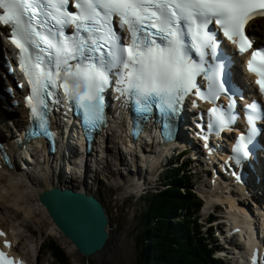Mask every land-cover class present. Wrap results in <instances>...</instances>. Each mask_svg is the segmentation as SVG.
<instances>
[{"label":"snow or ice","instance_id":"snow-or-ice-1","mask_svg":"<svg viewBox=\"0 0 264 264\" xmlns=\"http://www.w3.org/2000/svg\"><path fill=\"white\" fill-rule=\"evenodd\" d=\"M258 17H264V0H0V27L7 29L0 36L18 50L30 120L49 138L55 136L49 131L50 102L59 103L61 90L85 128L95 129L106 122L110 88L144 119L155 109L168 136L185 99L194 95L212 105L208 131L218 134L237 122L243 97L231 88L228 61L218 54L217 31L210 26L241 56L251 50L247 71L264 95V47L253 49L246 31ZM222 96L228 97L226 106L217 103ZM244 111L247 132L232 149L237 164L250 155L261 131L258 121L264 120L258 101L246 103ZM0 264L23 262L0 250Z\"/></svg>","mask_w":264,"mask_h":264},{"label":"rangeland","instance_id":"rangeland-1","mask_svg":"<svg viewBox=\"0 0 264 264\" xmlns=\"http://www.w3.org/2000/svg\"><path fill=\"white\" fill-rule=\"evenodd\" d=\"M106 146L107 148L105 147L101 152V156L105 155L107 158V162L104 166L99 165V168L96 167V170L91 171L89 175L85 173L84 179H82L80 174H72L68 176L71 182L61 184L55 183L53 185L58 186L60 189L77 187V191L90 194L96 199H99L106 211L109 222V239L103 251L90 257L80 255L74 245L55 227L45 208V211H40V207L37 205L39 203V196L37 195H31L26 200V203H29L34 209L33 217H30L19 209L5 205L3 201H0V227L5 230L7 229L10 237L16 236L19 239L21 238L17 253L23 255L28 264H56L50 251L46 247L48 244L57 245L69 259L70 264L139 263L141 251V243L137 237L140 227L139 212L144 204L143 201L141 202L138 197H136V195H138L137 190L135 192H129L130 188L127 190L126 186H129L130 182H140V184L142 182L145 183L146 186L140 194L144 193L146 190H152L157 186L163 168L160 169L158 173L157 171L154 172V175L150 173L152 181L155 182L152 183V181L148 180L143 175L144 172L135 163V161L138 160L136 157L133 158L130 156V158L128 157L124 162L125 164L120 165L118 160L119 155L117 158L118 153L116 149L113 148V144ZM185 159L189 160V157ZM189 169L192 171L191 184L194 185V190L197 195V191L200 189L199 187H203V185L199 183L203 182L204 179L208 180V177L207 174L203 173V169L199 164H194L193 169L188 168L187 170ZM37 171L39 172L37 174L34 173L32 175L33 177H39L43 173L42 170L37 169ZM62 173L66 174V171L63 170ZM145 173L147 174V172ZM107 175L108 177H106ZM134 177L138 179V182L134 181ZM81 181L82 183H80ZM80 184H85L86 187L83 185V188H81ZM42 187L47 188L48 186L44 185ZM199 197L204 201V203H201L203 206L201 207L200 214H211L216 210L214 204L211 206L210 204H206V198L203 197L201 193ZM224 216L223 211H221L220 217ZM226 255L228 256H222V258H224L223 264H234L232 258H230L231 256H229L230 254Z\"/></svg>","mask_w":264,"mask_h":264},{"label":"bare ground","instance_id":"bare-ground-1","mask_svg":"<svg viewBox=\"0 0 264 264\" xmlns=\"http://www.w3.org/2000/svg\"><path fill=\"white\" fill-rule=\"evenodd\" d=\"M262 22L263 21H261L259 25L262 24ZM224 48L225 49L227 48L229 52L228 46H224ZM10 50H11L10 47H7L5 49L7 55L9 56L8 58H11V56L13 57ZM228 52H226L224 55H226ZM245 85L246 83L243 82L239 87H245ZM16 111L17 112H10L6 114L2 110H0V143L7 152V155L10 157V161H11V164H9L8 167L3 162L0 156V201H3L5 205L12 206L15 209H19L20 211H23L25 214L29 215L30 217H33L34 209L33 207L30 206L29 203H28L29 205L26 203V200L29 196L31 195L39 196L44 191L51 190L54 188L60 189L58 186H53V185L55 183L61 184L65 182H71V179H69L68 176L72 174H80L82 176V179H84L85 173L89 175L91 171L96 170V167L99 168V165L104 166L107 162V158L105 155L101 156V154L94 153V151L88 155H85L84 153L80 155L73 146H70V144L66 143L69 139L68 135L66 133H61L60 136L62 139L61 141L62 144L58 146V150L56 151V154L52 156V161L47 162V158L49 155L45 151H36V153L34 154L33 151L28 150L29 147L28 148L26 146L18 147L16 142L12 141L15 140L17 136L14 133L16 132L21 133L24 130L23 125L25 126L27 125L25 110L19 107L16 109ZM7 118L10 123L6 122ZM24 122L26 124H24ZM73 128L74 127L72 126L70 133L73 132ZM165 146L170 147L169 144H166ZM105 147L107 148V146ZM151 147L152 146L150 145H144L143 148H141L138 152L127 151L126 154L117 151L118 153L117 158L119 155V159H118L119 164L120 165L125 164L124 162L126 161V159H128V157L130 158V156L133 158L136 157V159L138 160H136L135 163L144 172L143 175L148 180L152 181L150 173L153 174L156 171L158 173L160 169L167 166L171 161L172 154L175 152H179L181 147L173 146L169 150H165V149L154 150V146L152 148ZM81 152H84V148H82ZM202 158H204L203 155ZM259 165L254 170L255 172L259 167ZM37 169L42 170L43 173L39 177H33L32 175L34 173L37 174L39 172L37 171ZM63 170L66 171V174L62 173ZM145 172H147V174ZM57 181L60 183H58ZM134 181L138 182V179L134 177ZM80 183H82V181ZM152 183L155 182L152 181ZM213 183L215 182L206 181V185L204 186V188H210V190H207L206 193V198H209V200H207V204H212L214 200L222 202L229 214L228 217L229 218L232 217L234 220L240 219L239 217L240 212H242L240 216H244V217L248 216L246 218L248 223L247 221H244L247 223V226L244 225V227L250 230V232H252L258 239L260 232L264 228V216L252 215L253 211L245 208L243 201H241L242 197L239 194L240 192L235 187L238 184L233 182L232 179L229 180L225 179L222 182L215 184ZM263 184H264V170L262 171V180L257 182L255 185H252V189H257L258 194L259 193L261 194V191H263L261 195L264 196V189L260 190V187H262ZM44 185L48 187L43 188L42 186ZM83 185L84 187H86L85 184H80L81 188H83L82 187ZM145 186L146 184L142 182L141 184L140 182L139 183L130 182L129 186H126V189L128 190L130 188L129 192H135L137 190L138 192L137 194H139L145 188ZM72 188L67 187L66 189L72 190L74 192H80L77 191L78 190L77 187H74L73 189ZM60 190H64V189H60ZM80 193H84V192H80ZM86 195L91 196L90 194H86ZM37 205H39L40 211L46 210V209L44 210V207L40 204V202ZM5 234L6 235L2 239L12 241L10 251L12 253L14 252L17 253L19 249V244L21 243L20 242L21 238L19 239L16 236L10 237L9 234L7 233V229ZM260 242L261 245L259 248V252H262L264 247H263V242L262 241ZM105 247L101 251H103ZM17 254L19 256V253Z\"/></svg>","mask_w":264,"mask_h":264},{"label":"trees","instance_id":"trees-1","mask_svg":"<svg viewBox=\"0 0 264 264\" xmlns=\"http://www.w3.org/2000/svg\"><path fill=\"white\" fill-rule=\"evenodd\" d=\"M183 170L181 165L170 166L161 174L159 185L139 198L144 206L139 212L138 264H221L208 245L211 235H204L196 221L200 203ZM53 246L46 247L55 263L70 264Z\"/></svg>","mask_w":264,"mask_h":264},{"label":"water","instance_id":"water-1","mask_svg":"<svg viewBox=\"0 0 264 264\" xmlns=\"http://www.w3.org/2000/svg\"><path fill=\"white\" fill-rule=\"evenodd\" d=\"M38 200L80 255L89 257L105 247L109 222L103 205L95 197L54 188L41 193Z\"/></svg>","mask_w":264,"mask_h":264}]
</instances>
